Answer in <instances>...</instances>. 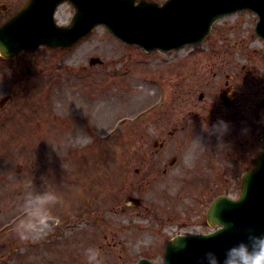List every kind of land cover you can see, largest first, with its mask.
Listing matches in <instances>:
<instances>
[{"label":"rangeland","instance_id":"374dc122","mask_svg":"<svg viewBox=\"0 0 264 264\" xmlns=\"http://www.w3.org/2000/svg\"><path fill=\"white\" fill-rule=\"evenodd\" d=\"M27 2L0 0V23ZM74 13L65 2L56 20ZM257 21L226 16L177 51L146 53L99 26L70 49L0 57V264H89L88 247L101 264H163L174 235L212 231L208 205L236 197L264 149ZM49 191L60 223L22 240L26 217L13 218L29 194Z\"/></svg>","mask_w":264,"mask_h":264},{"label":"water","instance_id":"95a60500","mask_svg":"<svg viewBox=\"0 0 264 264\" xmlns=\"http://www.w3.org/2000/svg\"><path fill=\"white\" fill-rule=\"evenodd\" d=\"M65 0H30L28 5L0 27V54L12 57L22 49L40 44L68 47L104 24L129 43L148 50L179 48L202 41L219 17L241 9L255 11L260 21L257 32L264 37V0H170L157 3L134 0H70L77 8L69 26H58L55 11ZM184 3H186L184 5ZM239 200L217 199L209 212L212 224L224 229L209 235L178 236L167 245L165 264H209L205 254L223 258L228 249L241 243L251 245L264 237V153L257 169L244 176ZM137 264H154L143 259Z\"/></svg>","mask_w":264,"mask_h":264},{"label":"clouds","instance_id":"9594fccd","mask_svg":"<svg viewBox=\"0 0 264 264\" xmlns=\"http://www.w3.org/2000/svg\"><path fill=\"white\" fill-rule=\"evenodd\" d=\"M214 127L226 131L228 122L221 120ZM191 154H189V158ZM60 199L54 191L29 194L22 207L25 219L17 227L19 237L23 239L39 238L47 234L52 224H59L60 218L53 212L52 205ZM89 264H101L100 250L95 247L86 249ZM209 264H221L215 253L205 254ZM223 264H264V237H256L251 245L241 243L228 249Z\"/></svg>","mask_w":264,"mask_h":264},{"label":"flooded vegetation","instance_id":"af4514ba","mask_svg":"<svg viewBox=\"0 0 264 264\" xmlns=\"http://www.w3.org/2000/svg\"><path fill=\"white\" fill-rule=\"evenodd\" d=\"M231 105H234V103H231ZM237 112V111H236Z\"/></svg>","mask_w":264,"mask_h":264}]
</instances>
